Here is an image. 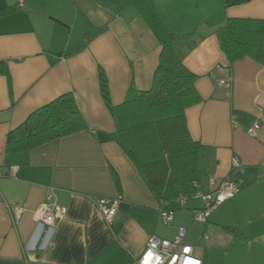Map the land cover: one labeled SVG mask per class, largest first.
<instances>
[{"label": "crops", "instance_id": "crops-1", "mask_svg": "<svg viewBox=\"0 0 264 264\" xmlns=\"http://www.w3.org/2000/svg\"><path fill=\"white\" fill-rule=\"evenodd\" d=\"M0 12V62L9 71L0 75V172L17 168L16 178L0 176V264H138L151 236L172 240L179 227L203 264L245 257L264 264V64L245 58L231 65L217 35L228 18L264 20V0H0ZM172 35L178 58L198 76L201 102L186 118L208 175L201 191L213 190L210 178H231L239 188L202 226L193 221L200 199L172 206L175 222L164 225L162 203L113 138L101 94L100 68L115 106L131 86L150 90ZM67 94L89 131L7 150L13 130ZM256 121L261 130L251 137ZM233 158L243 171L234 170ZM116 198L117 214L107 221L96 201ZM47 202L67 209L52 229L35 221Z\"/></svg>", "mask_w": 264, "mask_h": 264}, {"label": "trees", "instance_id": "trees-1", "mask_svg": "<svg viewBox=\"0 0 264 264\" xmlns=\"http://www.w3.org/2000/svg\"><path fill=\"white\" fill-rule=\"evenodd\" d=\"M250 0H227L240 5ZM3 13V12H0ZM221 49L232 65L245 58L264 64V20L228 18L217 31ZM164 44L153 86L148 91L129 89L123 104L112 103L107 75L99 69L101 94L116 126L114 139L133 158L141 177L162 209L195 199L201 192V144L189 131L186 111L201 102L198 76L178 58L173 42ZM0 75L9 76L0 62ZM89 127L72 94L37 110L7 138L9 152L28 151ZM232 231L236 229L231 228Z\"/></svg>", "mask_w": 264, "mask_h": 264}, {"label": "built area", "instance_id": "built-area-1", "mask_svg": "<svg viewBox=\"0 0 264 264\" xmlns=\"http://www.w3.org/2000/svg\"><path fill=\"white\" fill-rule=\"evenodd\" d=\"M261 130V123L256 121L248 130L251 137H257ZM235 171H243V164L237 158L232 159ZM0 176L16 178L17 168L11 167L5 173L0 172ZM210 185L213 190L209 194L202 191L195 196L204 202L202 209L193 211V221L200 225H207L210 215L221 205L230 201L239 192L236 182L231 178L217 179L210 178ZM120 198L97 199V207L107 221H112L117 214ZM186 201H182V205ZM67 215V209L57 204L44 203L35 212V221L41 226L50 229L56 226L57 220H62ZM161 219L166 226H171L175 222V211L169 209L161 210ZM185 227H179L177 236L172 239H162L151 236L147 242L144 252L141 254L138 264H203L195 255L194 247L185 241L187 235ZM207 235L201 236V241H207Z\"/></svg>", "mask_w": 264, "mask_h": 264}, {"label": "rangeland", "instance_id": "rangeland-1", "mask_svg": "<svg viewBox=\"0 0 264 264\" xmlns=\"http://www.w3.org/2000/svg\"><path fill=\"white\" fill-rule=\"evenodd\" d=\"M208 179V175L206 174V172H203V176H202V180H201V184H205L206 180ZM199 200H197L198 202ZM191 202H195V201H191ZM189 202V203H191ZM200 203V202H199ZM196 225H198L197 223H195ZM200 226V224H199ZM202 226V225H201ZM186 243L188 244L189 242L186 240ZM244 262H240V264H250V262L248 261V259L245 257L244 259H242Z\"/></svg>", "mask_w": 264, "mask_h": 264}]
</instances>
